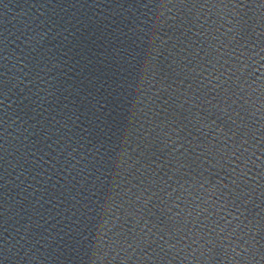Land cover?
I'll use <instances>...</instances> for the list:
<instances>
[{
	"label": "water",
	"instance_id": "95a60500",
	"mask_svg": "<svg viewBox=\"0 0 264 264\" xmlns=\"http://www.w3.org/2000/svg\"><path fill=\"white\" fill-rule=\"evenodd\" d=\"M0 264H264V0H0Z\"/></svg>",
	"mask_w": 264,
	"mask_h": 264
}]
</instances>
